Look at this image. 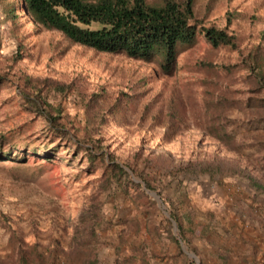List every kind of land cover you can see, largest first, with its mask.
<instances>
[{
	"label": "rangeland",
	"instance_id": "374dc122",
	"mask_svg": "<svg viewBox=\"0 0 264 264\" xmlns=\"http://www.w3.org/2000/svg\"><path fill=\"white\" fill-rule=\"evenodd\" d=\"M6 8L15 13L11 19L5 17ZM194 10L205 23L217 26L223 25L225 12L241 15L242 19H234L228 27L241 51L257 43L258 33L264 29V0H196ZM0 32V70L6 69L11 76L19 66L33 77L58 81L75 78L73 92L63 96L41 92L40 100L52 106L59 102L60 113L79 127L88 117L94 136H102L107 150L121 164L142 170L144 164L135 153L154 152L176 161H207L217 156L232 160L244 170L213 178L205 173L169 175L162 179L165 185H156L159 194L141 184L138 190L144 194L132 186L123 193L115 185L105 195L97 186L98 172L87 170L84 157L75 155L71 147L59 149L49 162L37 158V137L51 134L45 130L42 115L35 113L27 136L16 127L18 134L7 131L15 125V117L32 112L22 103L16 84V97H6L0 103V131L14 143L12 152L8 145L3 147L7 157L0 160V262L15 260L16 245L36 252L40 261L34 259L32 264H86L91 259H96V264H113L118 246L119 255L132 253L136 259L148 256L166 260L179 240L190 247L201 264L199 251L213 248V242H218L221 254L227 255L242 230L264 226L263 214L250 209L254 203L264 205V191L254 188L244 175H253L264 186V133L249 129L254 123L246 126L247 116L232 108L222 115L242 121L241 128L228 127L235 131V140L246 144L242 149H226L200 126L204 98L215 99L222 93L240 96L225 90H237L241 83L223 77L216 68L205 71L199 63L232 62L236 52L211 51L198 37L195 46L178 56L176 69L166 75L158 71L155 62L98 52L70 43L55 30L41 29L20 11L18 0H0ZM13 56L19 57L18 66L7 69L5 65ZM121 92L135 96H121ZM112 102L117 103L115 118L105 110ZM42 107L51 110L47 105ZM165 120L166 135L162 126ZM128 172L133 182L139 181ZM148 191L154 192L159 203ZM170 212L180 218L181 233ZM129 244L140 246L139 256L125 251ZM183 258L193 260L185 254Z\"/></svg>",
	"mask_w": 264,
	"mask_h": 264
},
{
	"label": "trees",
	"instance_id": "16d2710c",
	"mask_svg": "<svg viewBox=\"0 0 264 264\" xmlns=\"http://www.w3.org/2000/svg\"><path fill=\"white\" fill-rule=\"evenodd\" d=\"M195 2L196 0H18V5L20 11L33 24L43 30L59 32L70 43L98 52L121 54L143 62H155L158 71L166 75H170L176 69L178 56L195 46L198 37H202L211 51L226 49L236 52L237 57L232 62L199 63L205 71L216 68L223 77L241 83V88L237 90H225L230 93L236 92L240 96L222 93L215 99L204 98L205 107L200 111L202 116L200 126L205 134L220 142L226 149L240 150L246 144L235 140V131L228 127L234 125L235 128H241L243 123L240 119L227 118L222 112L227 108L237 109L247 116L244 122L246 126H250L252 122L255 124L249 129H260L261 133H264V43H262L264 29L259 31L257 43L241 51L235 35L228 31V27L234 19H242V16L235 12H225L222 26L205 23L202 18L196 16ZM14 16L13 9L6 8L5 17L11 19ZM1 39L0 32V47ZM18 61L19 57L13 56L5 66L7 69L10 66H18L16 64ZM74 79L58 81L33 77L19 66L9 76L7 70L3 69L0 70V96L3 95L0 103L3 104L6 97L9 99L16 97L15 85L18 84L22 93V103L25 102L32 112L15 117V125L10 126L7 131L18 134L15 131L17 128L21 134L25 133L23 135L27 136L30 134L28 132L32 128L30 121L34 119L35 113L42 115L45 119V130H49L51 134L43 133V138L37 137L38 151L40 150L35 152L37 158L41 156L40 159L49 162L59 149L65 145L71 147L75 155L79 153L80 157H84L87 170L98 172L96 178L100 193L102 191L107 195L115 185H119L123 193L132 186L137 189L138 194H144L138 190L141 184L148 190H156L157 184H163L164 177L169 175L175 177L180 173L191 175L205 173L213 178L228 171L244 172L232 160L217 156H212L207 161L201 159L176 161L171 156L161 153H135L141 157L144 164L142 170L121 164L107 150L102 136H94L93 126L88 117L79 127L67 115L60 113L59 102L52 106L44 99L40 100L41 92H51L60 96L73 92ZM201 82L205 85L208 83L205 79ZM204 92L207 90L204 89ZM121 96L134 98L135 95L121 92ZM43 105H47L51 110L46 107L43 110ZM116 106L117 103L112 102L105 108L109 117L117 116ZM162 126L164 135L168 134L166 120L162 122ZM5 145L9 146L11 152L14 151L12 139L0 131V160L7 157L6 151L3 150ZM128 171L137 176L139 181L133 182ZM244 175L254 188L264 191L259 179L251 174ZM162 188L163 186H160V190ZM157 192L159 194V190ZM83 214L84 212L80 213V218L84 217ZM170 218L181 233L180 218L174 212H170ZM180 236L187 242L183 235ZM16 246L15 260L0 264H32L34 259L40 261L35 251L31 250L30 253L29 250Z\"/></svg>",
	"mask_w": 264,
	"mask_h": 264
},
{
	"label": "crops",
	"instance_id": "0c3cea01",
	"mask_svg": "<svg viewBox=\"0 0 264 264\" xmlns=\"http://www.w3.org/2000/svg\"><path fill=\"white\" fill-rule=\"evenodd\" d=\"M257 206L254 203L250 206V209L253 211L256 210L264 216V207H262L264 205ZM218 214H220V211H218ZM129 246L128 250L125 251H133V255L136 253L139 256L141 252L140 246L131 244H129ZM212 246L214 247L199 251L200 261H202L201 264H264V226H252L250 230H242V234L239 233L236 235L232 253L227 254L228 258L227 255L221 254V248L218 242H213ZM120 249L121 247L119 248L118 246L114 251L116 262L114 261L115 263L113 262V264H199L190 247L182 245L179 240H176L174 243L175 252L169 255L166 260L157 258L150 259L147 258L148 256L145 258L138 257L136 259L132 256V253L119 255ZM184 254L193 258V260H185L183 258ZM229 255H231V257H229ZM91 262L92 264H96V259L87 260L85 263L90 264Z\"/></svg>",
	"mask_w": 264,
	"mask_h": 264
},
{
	"label": "water",
	"instance_id": "95a60500",
	"mask_svg": "<svg viewBox=\"0 0 264 264\" xmlns=\"http://www.w3.org/2000/svg\"><path fill=\"white\" fill-rule=\"evenodd\" d=\"M145 192H147V190H146ZM148 194H150V195L156 200V202L159 203V199H158V197L154 194V192H152V191H148ZM172 225H173V229H176V226H175L174 222H172Z\"/></svg>",
	"mask_w": 264,
	"mask_h": 264
}]
</instances>
